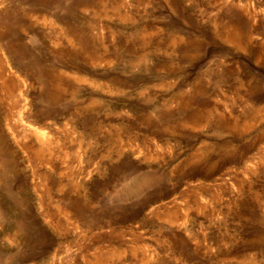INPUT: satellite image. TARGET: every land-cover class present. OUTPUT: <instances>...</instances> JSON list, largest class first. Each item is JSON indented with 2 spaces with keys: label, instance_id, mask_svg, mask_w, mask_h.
Returning a JSON list of instances; mask_svg holds the SVG:
<instances>
[{
  "label": "rangeland",
  "instance_id": "obj_1",
  "mask_svg": "<svg viewBox=\"0 0 264 264\" xmlns=\"http://www.w3.org/2000/svg\"><path fill=\"white\" fill-rule=\"evenodd\" d=\"M0 52V264H264V0H0Z\"/></svg>",
  "mask_w": 264,
  "mask_h": 264
},
{
  "label": "bare ground",
  "instance_id": "obj_2",
  "mask_svg": "<svg viewBox=\"0 0 264 264\" xmlns=\"http://www.w3.org/2000/svg\"><path fill=\"white\" fill-rule=\"evenodd\" d=\"M61 30L63 31V33H61L62 34L61 35L62 38H64V40L66 42H68L70 45L72 43L78 42V40L76 38H84L83 35H79L80 36L79 37L76 34L68 33L67 31H65V29L63 30L61 28ZM225 33L226 34L224 35L223 38L225 39V41L227 43L234 45L238 49H242L243 48V42L245 41V39H244L245 37H244L243 34H241V32L238 29L231 28V29L227 30ZM171 38H172L171 40H172L173 44H175L177 42H180V41L184 42L183 39L180 36H177V35H173ZM80 40L83 41V39H80ZM15 50L18 51V48H16ZM5 55H6V52L4 54L0 52V89L3 92H5V94L8 95L9 97H13L14 93L16 94L17 92H19V94L22 97L26 96V91H25V83H26V81H25V79L22 77V75H21V73L19 71H18V73H19L18 74L17 72H14L12 70V67L10 66L9 62L7 61V58H6ZM99 60L101 62L102 58L99 57ZM79 77H80V75H78V81H79ZM82 80H83V78H82ZM84 80H87V79L84 78ZM89 82H90V84H92V85H94L96 87H100L101 86V84L97 85L92 80L89 81ZM92 85H91V87H92ZM113 87H114V85L109 83V85H106L104 87V89H106V88L114 89ZM197 87H198V85L193 84L192 88H193L194 92L198 91ZM96 90H97V88H96ZM178 101H179L178 105H181V107L183 105H185L184 104L185 101H182V100H179V99H178ZM182 103H183V105H182ZM243 108L245 109V112L247 111L245 114L254 113L255 110H256V108H254L253 106H244ZM24 112L25 113L30 112V107H29V104L26 101V99H25V104H24V109H23V113ZM208 114L209 113L206 110L199 109L197 111L192 112L190 114V116H188V117H190L189 119H191L192 121L194 120L196 123L197 122L198 123L201 122V123L208 124V123L212 122V120H213V119L211 120V116L208 115ZM23 115H25V114H23ZM246 120H244V121L241 120V121L238 122V120L230 121L228 119H224L222 117H218V118H216V121H214V124L216 123V125L218 126L217 128H219V129H221L223 131H225V129L227 131H236L237 129L241 130V129H245L246 127L249 126L250 122L247 124ZM188 122H191V121L189 120ZM29 123H27L28 125H26V121H25L24 125L28 126L27 130H28V132L30 131V134L28 136L27 135H23L22 136V140L19 142V146H21L22 149H25V151H28L29 153H31L33 157H36L40 161L44 162V164L47 163V164L50 165V161L52 159L53 153L55 152V154H56V151H54V148L56 147L57 148L56 150H61L59 142L58 141L53 142L55 139L53 140L52 137L49 135V133H46V131L44 129L39 128V127H34L33 125H31ZM190 125H193L192 122H191ZM197 126H199V124ZM31 127H32V129H31ZM263 135H264V127H262L259 130V136H263ZM53 145H56V146L53 147ZM65 152H64V156H65ZM62 155H63V153H62ZM62 155L60 154V156H62ZM58 156H59V154H58ZM49 188H51V186ZM70 206H71L72 209H74L73 202H70ZM173 213H174V215L176 214L175 212H173ZM173 213H171L169 211V213L167 212V214L164 217L165 220L168 221L169 223H173L174 222L173 219L175 218L176 215L174 216ZM261 240H262V238H261ZM259 241H260V239H259ZM89 263L90 264H101L102 263V255L100 253L99 254H94L93 258L91 259V262H89Z\"/></svg>",
  "mask_w": 264,
  "mask_h": 264
}]
</instances>
